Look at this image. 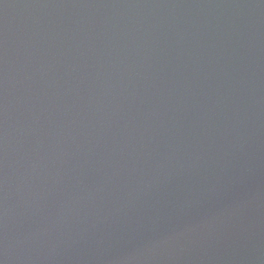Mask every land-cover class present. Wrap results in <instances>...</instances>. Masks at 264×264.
<instances>
[{"label": "water", "instance_id": "obj_1", "mask_svg": "<svg viewBox=\"0 0 264 264\" xmlns=\"http://www.w3.org/2000/svg\"><path fill=\"white\" fill-rule=\"evenodd\" d=\"M0 264H264V0H0Z\"/></svg>", "mask_w": 264, "mask_h": 264}]
</instances>
